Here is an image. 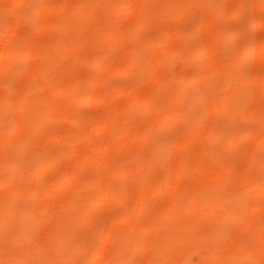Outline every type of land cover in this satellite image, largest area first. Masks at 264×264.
<instances>
[{"label": "bare ground", "instance_id": "bare-ground-1", "mask_svg": "<svg viewBox=\"0 0 264 264\" xmlns=\"http://www.w3.org/2000/svg\"><path fill=\"white\" fill-rule=\"evenodd\" d=\"M225 1L228 8L235 2ZM206 2L208 0H65L58 7L46 8L47 5L43 7L38 0H0V14L11 15L9 27L5 25L8 28L4 29L2 24L6 21L0 20V126L4 127L1 120L9 112L15 117L11 120L14 125H10L13 128L9 127L11 130L7 131L6 127L5 130L2 127L4 132H0V264H264V221L259 224V216H264V211H259L263 205L261 203H264H259L261 198L264 200V155L260 156L264 153V131L261 127L264 114L245 115L248 118L243 115L240 118L242 112L239 111L238 116L236 109L238 103H243L248 95V86L251 88V84L255 85L253 79H257L260 87L258 83L255 86L260 92L262 87L264 94V73H261L264 72L261 71L264 64L259 65V71L254 70L252 77L257 73L260 75L255 76L251 83L248 82L249 85L246 81L242 84L243 78L239 77V67L245 63L247 56L253 55L251 58L255 59L259 57V62H264V59L263 62L260 59V56L264 58V40H259L262 44L257 41L258 44L251 47L241 43L249 47L248 50L245 48L246 51L241 52L244 50L242 45L243 49L239 47L240 51L231 54L223 63L224 55L221 53L220 63L216 53L221 50L216 48H225L220 45L224 46L230 37L236 36L238 39L239 36L235 35L238 31L231 32V36L223 30L219 32L215 25L218 24L216 20L223 16L221 6L218 4L215 9L211 10L212 6L206 9L209 7ZM245 3L232 4L235 5L230 8L233 11L232 7H235L234 17L241 14ZM27 6L29 12L27 16H22V10ZM224 6L225 14L228 8ZM254 6L258 13L254 17L249 16L252 17L249 20L251 29L243 23L248 25L249 31L260 27L263 29L264 26V2L253 4L250 7L252 11ZM196 9H202L205 14L196 23L198 25L194 24L192 29L186 27L189 31L183 26L187 33L185 35L192 40L198 29L206 32L208 28L211 34L204 32L203 35H208V38L212 35L210 39L214 41L211 40L214 44L212 47H209L210 42L205 41L207 48L204 46V51L200 53L194 50L192 53L185 44L175 46L181 43L183 30L179 26L178 29H169L168 24H165L168 21L170 25L169 21L172 20L173 23L181 19L185 21L190 13H197ZM127 12L130 14L125 18ZM51 14L56 15L57 19ZM186 14L189 16L185 17ZM197 14L199 16V12ZM3 15H0L1 18H4ZM121 16H124V21H120L123 18ZM246 16L242 18L246 19ZM27 19L33 23L27 28L28 31L33 27L36 37L44 33L46 42L44 39L35 41L33 37H28L35 34L31 32L27 35L30 32L24 31L19 24ZM158 24L163 26H160L161 30H158ZM154 26L158 40L153 36L156 41L149 42L144 35L147 30L152 31ZM170 26L176 27L174 24ZM213 29L216 32H212ZM149 33L154 34L156 31ZM149 33L147 35L150 36ZM58 34H61L60 38ZM177 36H180L179 43L178 39H171ZM21 37H24V44L18 40ZM168 40L171 44H168ZM229 40L232 43L235 41L232 38ZM121 45L126 49L120 48L123 49L120 52L123 56L118 55L119 58L112 62H116L114 65L108 61L110 54ZM169 45L174 46L168 48ZM189 45L192 46L191 43ZM163 52L165 54L162 55ZM258 53L259 56H256ZM229 54L226 52V56ZM180 56L184 60L175 58ZM204 56L209 62L205 60L207 66L204 64L203 68L201 64L204 63ZM172 58L174 60L171 61ZM200 58L203 63L199 69V62L195 61ZM175 59L184 61L183 65L187 64L188 67L191 65L194 68L195 63L198 71L194 69L193 74L188 72L191 75L184 72V78L178 76L179 79L174 74L166 73L169 68L164 74L165 68L162 69L161 64ZM255 59L251 61L255 62ZM70 60H74L75 65H72V69H69L70 66L66 69L65 64L69 65ZM23 61H27L25 65L30 66L26 70L18 68V63L23 64ZM105 64L107 68L103 70ZM157 67L163 71L157 70ZM75 68L77 70H73ZM156 71L159 72L156 74ZM103 72L106 76L102 75ZM108 74H135L138 80L131 87L107 90L104 87H107L105 83ZM60 77L64 80L60 81ZM143 84L149 86V89L146 90ZM161 85L164 87H159ZM192 85L197 88L199 85L198 90H202L195 96H188L187 92L193 88L190 87ZM91 86L96 88V92L88 90ZM39 89H45L44 96H40ZM36 90L39 94L32 95ZM111 90L114 91L113 97H124L127 101L122 110L92 118L87 128L74 129L73 125L76 126L78 119L70 114L69 107L87 102L112 103ZM259 91L256 94L261 96L258 98L261 101L264 95L259 94ZM103 93L107 95L106 98ZM58 98L64 99L65 108L55 107ZM35 103L42 105H38L41 109H36ZM138 103H149L157 107V110L142 115L138 112ZM196 103L206 105V110L203 113L200 111V115L194 112ZM10 106L16 108L13 107L11 111L7 109ZM4 108L7 109V112L4 111L5 116ZM17 108L20 116L15 112ZM216 113L219 115L215 118L221 116V121L214 118ZM241 119L246 123L249 119L263 121L258 126L254 121L255 124L251 126L257 130L252 129L249 133L246 128L243 127L245 132H241L237 127L238 122H243L238 121ZM182 120L184 122L181 124L185 125L187 121L189 126H184L186 129L182 127V133L173 141L174 144L170 143L173 140H170V136L166 137L172 145H168L165 137V141L160 140V133L164 135L176 123L180 127L179 121ZM56 121L61 130L55 128L53 131L57 133L53 134L45 132L50 127L48 125ZM214 121L223 125L228 123L224 126L228 128L224 130L219 122L214 124ZM234 128L240 131L239 134ZM260 128L262 130H258ZM246 134H250L251 138ZM98 137L102 138L99 140ZM243 138L253 140L252 144V140L249 141L252 147L249 149L252 150L242 152L245 158L241 157L243 161L238 159L240 163L234 161L231 155L227 158V152L240 148L238 145L244 141ZM55 142L63 144L61 153H55L58 158L50 154ZM196 143L203 146L194 148ZM6 147L18 148L9 151ZM198 148L201 150H196ZM258 150L262 151L260 155L257 154ZM27 155L30 160L23 161L28 158ZM63 161L72 166L60 169L56 174L58 177H43V174L55 170L58 162ZM88 168L95 170L93 176L88 174ZM83 171L89 176L88 179L83 176ZM42 178L45 182L39 184ZM123 182L128 187L121 186ZM60 189L67 191L62 199L59 198L61 193L58 194ZM259 196L260 200L256 201ZM158 197L163 198V204L154 205ZM56 200H59L57 206L49 211ZM108 204H124L127 207H122L120 215H106L109 218L106 221L101 218L100 223L104 222L102 225L99 221L98 225H90L94 223L93 218L97 219L94 217L97 211ZM263 206L261 209H264ZM260 212L263 215H259ZM255 215L258 222L254 219ZM233 225L238 227H235L238 231L230 229ZM87 226L89 229L84 232L82 229ZM141 253L145 256L137 259L141 257L142 261H136V256Z\"/></svg>", "mask_w": 264, "mask_h": 264}, {"label": "rangeland", "instance_id": "rangeland-1", "mask_svg": "<svg viewBox=\"0 0 264 264\" xmlns=\"http://www.w3.org/2000/svg\"><path fill=\"white\" fill-rule=\"evenodd\" d=\"M62 1V2H61ZM65 0H38V2L43 6V5H47L46 6V8L48 7V6H50V7H53V8H55L56 6L58 7V4H60V3H62L63 4V2H64ZM169 1V0H168ZM171 1V0H170ZM178 2H179V0H177ZM219 1V2H218ZM208 0V2H206L207 3V6L209 5V7H206V9L207 8H210L211 6V10L212 9H215V7L219 4V6H221V9H222V15L224 16V15H229V16H221L220 18L221 19H218V20H222L221 22H223V23H221V22H219L218 20H216V22H218V24L216 23V22H214V23H216L217 25H215L217 28H219V32H221L222 30V32H225V33H227V34H229V36H231L230 34H232L231 32H233V33H235V32H237L238 31V33L236 34L235 33V35H238L239 36V38L237 39V37L236 36H234V38L233 37H230V38H232V39H235V41H233V43H232V40L230 41L229 39H228V42L227 43H225L224 44V46H222V45H220L221 47H225V48H221V49H219V48H216V50L218 49V51L219 50H221V51H219V52H217L216 54H218L217 56V61L218 60H220V63H221V59L222 58H220V57H222L221 56V53H222V55H224L223 56V61H222V63L223 62H225L229 57H231L233 54H234V52H236V51H240L241 49H243V47H244V50L243 51H241V52H244V51H246V49L245 48H247V50H248V48L249 47H245L244 46V44L247 46H254V45H256V43H257V41H259V40H264V26H263V29H261V27L260 28H258V30L256 29H253V31H249V28H248V25H249V20L252 18V17H254V16H256V14L258 13V11L256 10V8H255V6H254V11H252V9L250 8L253 4H255V3H261V2H264V0H255V1H251L250 2V0H242V1H240V0H238V1H236V0H229L228 1V3H231L230 1H235V2H246L245 3V7H244V9H245V11H244V9H243V11L241 12V14L240 15H242V17L244 18V15L246 16L245 18L246 19H243L240 15H237V16H235L234 17V8L235 7H232L233 8V11L230 9L231 8V6H235V5H232V4H234V3H232V4H230L229 5V8H228V4H226L227 2L225 1V0ZM46 2V3H45ZM92 2H94V1H92ZM220 2H222L223 4H221ZM225 2V3H224ZM251 4H250V3ZM44 3V4H43ZM224 4L225 5H227V8L228 9H230V10H228V9H226V12H225V14H224V8L223 7H225L224 6ZM223 5V6H222ZM236 5H237V3H236ZM44 7V6H43ZM248 7V8H247ZM219 8V7H218ZM250 8V9H249ZM29 9V6H27V7H25L24 8V10H22L23 12H22V16H27V13L29 12V11H27ZM200 9V8H199ZM203 9V8H202ZM202 9L200 10V11H202ZM247 9V10H246ZM103 10H105L104 8H103ZM204 10V9H203ZM209 10V9H208ZM193 11H195V10H193ZM200 11H198V9H196V12L198 13L199 12V16H198V14L197 13H195V14H193V12L192 13H190L189 15L188 14H186V16L185 17H187V15L189 16V17H187L186 19H188V20H186L185 19V21H184V19H181L180 20V22H177L176 20V23H173L172 21H169V22H171V24H174L176 27H174V26H170L169 25V23H167L168 21H166L165 22V24H168V26H169V29L171 28V27H173L174 29L175 28H177V26H179V28H181V30H183V33L181 34L182 36H184V38H182V36L180 37V36H177L178 38H176V37H171V39H174L175 38V40H177V42L179 43V37H180V41H181V43H179V44H175V42H172V40H171V42L173 43V44H175V46L176 45H186V47H187V49L189 48L190 49V51L192 50V53H194V52H196V53H200V51L201 52H203L204 51V48L206 49L207 47L205 46V45H207V43L206 42H210V45H209V47L211 46H213L214 44H212V42H211V40L212 39H210V38H212V35L208 38V32L211 34V29L210 30H208V28L206 29L207 31V33L205 32V31H202V30H197L194 34H195V36L193 35V37H192V40H191V38H188L185 34H187L186 33V31H185V29L187 30L188 28H190V29H192L193 28V26H195V25H198V24H196V23H198V22H200L201 21V19L203 18L202 16L205 14V13H203V11L202 12H200ZM247 11H248V13L249 14H247ZM233 13L232 14V16L230 15L231 13ZM251 12H252V14H251ZM253 12H255V13H253ZM264 12V11H263ZM1 13V12H0ZM105 13V12H104ZM200 13H203V14H201L200 15ZM245 13V14H244ZM128 14H130V12H127V13H125L124 14V16H125V18H127L129 15ZM197 14V15H196ZM0 15H3V14H0ZM51 15H53L54 16V18L56 17V15H54V14H51ZM128 15V16H127ZM193 15V16H192ZM252 16V17H249V16ZM4 16V18H1V16H0V20H4V21H6V22H2L3 24V26H4V29L5 28H8L9 27V25L8 24H10V22H11V19L9 18V16H11V15H3ZM2 16V17H3ZM5 16H6V18H5ZM8 16V17H7ZM48 16H50V15H48ZM53 16L52 17H48V18H53ZM103 16V15H102ZM124 16H121V20L120 21H124L125 20V18H124ZM241 17V18H236V17ZM13 18H14V16H12ZM59 17H60V15H59ZM194 17L196 18V19H194ZM229 17V18H228ZM231 17V18H230ZM249 19H248V18ZM7 18L8 19H10V20H7ZM18 18V17H17ZM184 18V17H183ZM192 18V19H191ZM200 18V19H199ZM226 18V19H225ZM55 19H57V18H55ZM59 19V18H58ZM104 19H105V16L103 17V21H104ZM189 19H191V20H189ZM126 20H130V18L129 19H126ZM197 20V22H195ZM245 20V21H244ZM252 20V19H251ZM7 21H9V23L7 22ZM100 21V20H99ZM98 21V22H99ZM191 21H193L192 23H191ZM248 21V22H247ZM31 22L32 21H29V19H27V21H22V23L20 22L19 24H20V27H23L24 28V31H27V33L28 32H30L29 34H27V35H30L31 34V32L32 33H34L33 35L34 36H28V37H33V40L35 39V41L37 40H42V39H44V33H38L39 35L36 37V34L37 33H35V32H33V27H30V29H29V31H28V27H29V25H33V23L31 24ZM101 22V21H100ZM99 22V23H100ZM187 22H189V24L187 23ZM247 22V23H246ZM30 23V24H29ZM102 23V22H101ZM126 23H129V22H124V24H126ZM220 23H221V25H220ZM243 23H245V24H248V25H244ZM190 24H192L191 26H190ZM195 24V25H194ZM5 25H7L8 27H6ZM23 25V26H22ZM129 25V24H128ZM158 25H159V27H158ZM158 25H156L157 26V28H158V30H161L162 28L160 27V26H162V25H164V23L161 25V24H158ZM186 25V26H185ZM167 25H165V27H166ZM168 26H167V28H168ZM183 26H184V28H183ZM244 26V27H243ZM247 27V29H246V27ZM19 27V28H20ZM155 27V26H154ZM163 27V26H162ZM186 27H188V28H186ZM210 27V26H209ZM216 27H214L213 26V28L215 29ZM221 27H225V28H221ZM249 27H250V29H251V26L249 25ZM161 28V29H160ZM172 28V29H173ZM201 29H202V27H200ZM243 28V29H242ZM245 28V29H244ZM152 29V31L151 30H147L146 32H147V34L149 33V32H154V31H156V33H154V34H151V33H149L150 34V36L149 35H147V34H145L144 36V38L147 40V41H149V42H152V41H156V40H154V38H156L157 40H158V38H157V29H156V27L155 28H151ZM153 29H155V30H153ZM178 29V28H177ZM190 29H188L187 31H189ZM204 29V28H203ZM212 30V32H216V30ZM221 29V30H220ZM226 29V30H225ZM20 30H21V32H22V28H20ZM178 31V30H177ZM199 31H202L201 33H198ZM218 31V30H217ZM230 31V32H229ZM244 31V32H243ZM248 31V32H247ZM146 32H144V33H146ZM185 32V33H184ZM204 32H205V34H208V35H203L204 34ZM247 32V33H246ZM52 33V32H51ZM218 33V32H217ZM217 33L215 34V35H217ZM240 33H241V37H240ZM21 34V33H20ZM25 34V33H24ZM69 34H71V33H69ZM200 34V35H199ZM248 34V35H247ZM26 35V36H27ZM47 35H48V33H47ZM52 35H55V34H52ZM59 36H58V38H60L61 36V34H58ZM68 35V34H67ZM146 35H147V37H146ZM199 35V36H198ZM233 35V34H232ZM40 36V37H39ZM63 36V35H62ZM152 36V37H151ZM153 36H154V38H153ZM159 36V35H158ZM213 36H214V34H213ZM46 37V36H45ZM53 37H55V36H53ZM64 37V36H63ZM62 37V38H63ZM74 37H76V36H74ZM149 37V38H148ZM194 37H195V39H194ZM199 37V38H198ZM245 37V38H244ZM251 37V38H250ZM27 38V37H26ZM46 38H49V37H46ZM199 40H198V39ZM208 40H206V39ZM246 38H247V40L248 41H252V42H248L247 40H246ZM21 39V40H20ZM24 39V37H21V38H19L18 40L20 41V43H22V44H24L23 43V41H25V40H23ZM49 39H52V38H49ZM56 39V38H55ZM71 39H73L72 37H71ZM185 40L186 41V43H185V41L183 42V40ZM197 39V40H196ZM205 39V40H204ZM242 39H243V41H242ZM250 39V40H249ZM175 40H173V41H175ZM196 40V41H195ZM262 40V41H263ZM43 41V40H42ZM169 41V40H168ZM206 41V42H205ZM213 41V40H212ZM256 41V42H255ZM262 41H259L258 43L260 44V42H261V44L263 43ZM44 42H46V40L44 39ZM48 42V41H47ZM176 42V43H177ZM214 42V41H213ZM230 42V43H229ZM247 42V43H246ZM18 43V42H17ZM43 43V42H42ZM191 43V45L193 46H190L189 44ZM195 43V44H194ZM201 44V45H203V46H201V45H198V44ZM206 43V44H205ZM241 43H244V44H241ZM251 43H253V45L251 44ZM257 43V44H258ZM168 44H171L170 43V41L168 42ZM198 45V47H197V45ZM231 44H233L234 45V48H233V45H231ZM250 44V45H249ZM194 45L196 46V47H194ZM229 47H228V46ZM243 45V47L241 48V46ZM123 45H121V47L119 46L112 54H110V56H111V58L113 57V59H111V58H109V62H114L115 61V59H118L119 57H118V55H120V56H123V55H121V51L123 52V49H120V48H125L124 46L122 47ZM174 46V45H173ZM172 45H169L168 46V48H170V47H173ZM189 46V47H188ZM205 46V47H204ZM191 47V48H190ZM204 47V48H203ZM240 47V48H239ZM167 48V49H168ZM175 48V47H174ZM176 48H179V46L178 47H176ZM193 48H195V49H193ZM199 49V51H198V49ZM228 48L231 50V48L233 49V50H231V51H233L232 53H231V51L230 50H228ZM240 50H239V49ZM119 49V50H118ZM126 49V48H125ZM202 49V50H201ZM224 49H226V50H224ZM237 49V50H236ZM193 50H194V52H193ZM228 50V51H227ZM235 50V51H234ZM167 51V50H166ZM166 51H164V52H166ZM168 51H169V49H168ZM229 51H230V54H229ZM88 52H91V51H88ZM87 52V53H88ZM125 52V51H124ZM161 53L162 55L163 54H165V53ZM224 52V53H223ZM226 52L230 55H227L226 56ZM149 53V52H148ZM220 53V54H219ZM167 54V53H166ZM232 54V55H231ZM253 56V55H252ZM251 56V57H252ZM255 56V55H254ZM256 56H259V53H258V55H256ZM255 56V57H256ZM250 56L248 57H246V60H245V65L242 63L241 65L242 66H240L239 68L242 70H240L239 69V73H240V78L242 77L243 79H242V84L243 83H245L244 81H246V84H248V82L249 83H251V80L253 79V78H255V76H259L260 75V73H257L256 75L254 74V76L252 77V75H253V72L255 73V71L254 70H257L258 68H259V65L260 66H263V65H261V64H264V60L262 61V59H264V58H262L261 56H260V59H261V62H263V63H260L259 62V57H256V59L253 57V58H251ZM264 57V56H263ZM175 58H178V59H180L181 58V60H184V59H182V57L180 56V57H175ZM206 58V59H205ZM220 58V59H219ZM251 58V59H250ZM86 59V58H85ZM85 59H83V60H85ZM201 59V58H200ZM200 59L198 60V61H195V62H199V64L197 65L198 67L197 68H201V66L199 67V65L201 64V63H203V64H201L202 66H203V68H204V64L207 62H209V60H208V58L207 57H205L204 56V58H202L203 59V62H202V59H201V62H200ZM252 59H255V62H256V60L258 61V63L256 64L255 62H253V61H251ZM81 60V59H80ZM79 60V61H80ZM171 61L172 60H174V58H172V59H170ZM168 61V62H166L164 65H169L168 67H166V66H164L163 65V63L161 64L162 65V69H164V71L162 70V69H159L160 67H161V65L160 66H158L157 67V70L159 69L160 71L162 70L163 71V73L164 72H166L165 70H167L168 68V71L166 72V73H168V75H172L173 76V74L175 75V77L177 78L178 76H182L183 78H184V76H183V74H184V72H186V74H189L188 72H190L191 74H193L194 72H192V71H195V70H197L198 71V69H195L196 68V66H195V63H194V68L190 65L189 67L187 66V64L186 65H183V64H185L184 63V61L183 62H181V60L179 61V60H177V59H175V61H173V62H171V61ZM205 60H207L206 62H205ZM247 60H249V61H247ZM29 61V63H31V61L30 60H28ZM119 61V60H118ZM24 63L22 64V62H20V63H18V65H20V67H18V68H22V69H27L28 67H30L29 65H25L26 63H27V61H23ZM69 63V65H66L65 64V68L67 69L69 66L71 67V68H69V69H72V67H74V66H72V65H75V62H74V60H70V61H68ZM248 62V63H247ZM107 63V62H106ZM110 63V64H111ZM206 63V64H207ZM78 64V63H77ZM76 64V65H77ZM108 65V67H111L110 65H109V63H107ZM112 64H116V62L115 63H112ZM205 64V66H207ZM189 65V64H188ZM25 66H27L26 68H24ZM164 66V67H163ZM187 66V67H186ZM81 67H83V66H81ZM81 67H77V68H81ZM105 68H103L102 67V69L103 70H106V64H105V66H104ZM243 69H242V68ZM77 68H75V69H73V70H77ZM263 68V70H261V68H260V70L261 71H264V66L262 67ZM68 69V70H69ZM84 69V68H83ZM195 69V70H194ZM103 70H101L99 73H101ZM80 72L82 71V70H79ZM85 71H87V70H85ZM171 71V72H170ZM244 71V72H243ZM258 71H259V69H258ZM73 72H75V71H73ZM159 72V71H158ZM157 71H156V74L158 73ZM257 72V71H256ZM153 73H154V70H153ZM162 73V72H161ZM160 73V74H161ZM261 73H264V72H261ZM160 74H158V76H160ZM165 74V73H164ZM164 74H161V75H163V77H165V75ZM191 74H189V75H191ZM259 74V75H258ZM101 75V74H100ZM102 75H104V76H106L105 74H104V72L102 73ZM109 75V77H108V79H106L107 80V82L106 81H104V82H106L105 84L107 85V87H104V89L106 88L107 90L109 89V88H112V89H114V88H116V89H121L122 87L124 88V86H132V85H135V83H137V80H138V75H131V76H129V75H124L123 76V74L121 75H119V74H108ZM168 75H166V76H168ZM241 75H243V76H241ZM188 75H185V77H187ZM161 77V76H160ZM181 77V78H182ZM148 78V77H147ZM212 78V77H211ZM251 78V79H250ZM60 79H61V77H60ZM178 79H179V77H178ZM16 80V79H15ZM62 80H64V78H62L60 81H62ZM240 80V79H239ZM254 80H256V82L254 81ZM17 81V80H16ZM254 83H255V85L258 83L257 82V79L255 78V79H253L252 80ZM13 82V81H12ZM22 82V81H21ZM240 82V83H241ZM14 83V82H13ZM11 84V85H14V84ZM17 83H18V81H17ZM103 85V84H102ZM144 85V87L146 88V90H148L149 89V86H147L146 84H143ZM249 85V84H248ZM247 85V86H248ZM255 85H253V84H251V88H250V86H248L249 88H247V89H250V90H248V95L246 96V98H247V100H246V98H245V100H243V103H238V105H237V107H236V109L238 110V112L237 113H239V111H240V113H241V115L242 116H240V113L238 114V116H240V118L241 117H243V115L245 116V115H249V116H252V115H256V114H258V113H263L264 114V101L262 102V100H264V98L260 101V100H258V98L259 97H261V96H258L257 94V91H259V89H258V87H260V85H259V83H258V87L257 86H255ZM17 86H19V84H17ZM97 86V85H96ZM99 86V85H98ZM166 86V85H165ZM243 86V85H242ZM246 86V85H245ZM254 86V87H253ZM91 87H93V88H91ZM91 87H88V90H91L92 92H96V88L94 87V86H91ZM103 87V86H102ZM159 87H164V85L162 86H159ZM190 87H193V88H191L190 89ZM188 89H190V91L191 92H193V94L188 90V96H195L194 94H198V93H200L201 92V90H202V88L200 89V90H198L199 89V85H198V88L195 86V85H192V86H190ZM97 88H99V87H97ZM166 88V87H165ZM245 88V87H244ZM95 89V90H94ZM115 89V90H116ZM159 89V88H158ZM164 89V88H163ZM197 89V90H196ZM253 89V90H252ZM255 89V90H254ZM39 90H41V93H40V96L42 95V96H44V93H46L44 90L45 89H39ZM196 90V91H195ZM261 92L259 91V94L260 93H262L261 95H264L263 94V92H262V87H261ZM37 91V90H36ZM48 92L50 91V90H47ZM162 90L160 89V92H161ZM164 91V90H163ZM199 91V92H198ZM246 91V90H245ZM39 91H37V92H33L32 93V95H34V96H36V94H39L38 93ZM102 92V91H101ZM112 92V93H111ZM247 92V91H246ZM36 93V94H35ZM109 93H111V96L113 97V94H114V91L113 90H111ZM162 93V92H161ZM250 93V94H249ZM257 93V94H256ZM100 94V93H99ZM189 94H191V95H189ZM47 95H48V93H47ZM245 95H246V93H245ZM250 95V96H249ZM252 95V96H251ZM103 96L106 98L107 97V95H104V93H103ZM256 97V98H254V97ZM115 97V96H114ZM112 98L113 99V101H112V103H107V104H103V103H77V104H74V105H71L70 107H69V112H70V114H73L74 116H76V118L78 119V121H77V123H76V126H78V127H76V126H74L73 125V128L75 129V128H81V127H85V128H87V127H89L90 126V124H91V120H92V118H95V117H97L98 118V116H101V115H103V114H109V113H112V112H118V111H121L122 110V108L127 104V101H125V98L124 97H120V96H117V97H115V98ZM251 97H253L252 99H251ZM263 97V96H262ZM36 98V97H35ZM38 98V97H37ZM248 98H249V101H251V100H253V101H251V102H249L248 101ZM255 99H256V101H255ZM261 99V98H260ZM127 100V99H126ZM58 101V102H57ZM57 101H55L56 102V104H55V107H58V109L59 108H65V103H64V99L63 98H58L57 99ZM249 102V103H248ZM257 102V103H256ZM258 102H260L259 103V105H257L258 104ZM262 102V103H261ZM41 104H43V103H41ZM198 103H196V105H197ZM38 105H40L39 103L37 104V103H35L34 104V106L36 107V109H41L40 108V106H42V105H40V106H38ZM195 105V107L197 108V110H196V108H195V110H194V112H196L197 114H199V113H203L206 109H205V107H206V105L203 103H199L197 106ZM15 106H16V104H15ZM15 106H10L11 108H7V109H12L11 111H13V107H15ZM201 106V107H200ZM259 106V107H258ZM8 107V106H7ZM200 107V108H199ZM261 107V108H260ZM16 108V107H15ZM7 109H5L4 108V110H3V113H4V116H5V114H6V110ZM137 109H138V112H140L142 115H145V114H148V113H150L149 111H152V110H157V107H154V106H152V105H150L149 103H138V105H137ZM201 109V110H200ZM205 109V110H204ZM261 109V110H260ZM4 111H6V112H4ZM17 111V112H16ZM201 111V112H200ZM15 112H16V114H18L19 113V111H18V108L17 109H15ZM137 112V113H138ZM252 112H254V113H252ZM10 113V114H9ZM8 114H7V116H5L6 118H4L3 119V117H2V120H1V122H2V124H4V127H3V125L2 126H0V132H4V131H2L1 130V128L3 129V130H5V127H6V129H7V131H10L8 128L9 127H11L12 125H14L13 123H12V121L11 120H13V118L15 119V117H12V116H14V115H12V112H9ZM145 113V114H144ZM195 113V114H196ZM201 113V114H202ZM236 113V114H237ZM252 113V114H251ZM139 114V113H138ZM196 114V115H197ZM9 115H11V116H9ZM200 115V114H199ZM219 114H215V116H214V118L215 117H217ZM18 116H20V113L18 114ZM138 116V115H137ZM10 117V118H9ZM246 117V116H245ZM17 118V117H16ZM133 118H136V117H133ZM132 118V119H133ZM220 118H222L221 116H220ZM220 118H218L220 121H221V119ZM246 118H248V117H246ZM245 118V120H247ZM251 118V117H250ZM255 118H257V117H255ZM131 119V121H136L135 119L134 120H132ZM216 120H218L217 118H215ZM244 119V118H243ZM252 119V118H251ZM5 120V121H4ZM17 120V119H16ZM16 120H14V121H16ZM129 120V119H128ZM244 120V121H245ZM130 121V122H131ZM234 121V120H233ZM238 121H243L242 119L241 120H238ZM238 122L239 124H237L238 126L237 127H239V130L242 132V130H244L243 129V127L244 128H246L245 130H246V132H249L250 130H254L255 129V127L253 128V126H251L252 124L254 125L255 124V122H256V124L255 125H257L258 126V124L259 123H262V121H261V119L259 120V119H256V120H254V121H250V119H249V122L247 121V123L246 122ZM181 122H184V120H182V121H179V123L181 124ZM186 123H187V125H186V123H185V125H184V123H182L181 124V126L179 127V124L178 123H176L175 124V126L173 127L175 130H173V128L172 129H169V131H165L164 132V135H163V133H160L159 134V136L158 137H162V138H160V140L162 141V140H164L165 141V139H164V137L166 138V140H167V142H168V145L170 144V143H173L174 144V140L175 139H177V138H179L180 137V133H182V127L183 128H187L189 125H188V122L187 121H185ZM219 122V121H218ZM217 121H214L213 123L214 124H217L218 123ZM226 122V121H225ZM225 122H223L224 124H225ZM254 122V123H253ZM236 123V122H235ZM241 123V124H240ZM131 124H133V123H131ZM219 124H221L222 126H220V127H222L224 130H226V128H228V127H224V126H227L226 124H228V123H226L225 125H223L222 123H220L219 122ZM244 126H243V125ZM11 125V126H10ZM58 125V126H57ZM230 125V124H229ZM232 125V124H231ZM230 125V126H231ZM233 125H235V124H233ZM242 125V126H241ZM50 126V127H49ZM185 126V127H184ZM208 126H209V124H208ZM212 126V125H211ZM241 126V127H240ZM260 126V125H259ZM264 124H262V129H263V131H264ZM48 127H49V129L48 128H46L45 129V132H48V133H57V132H55V131H53L55 128H57L58 129V127H59V123L56 121V122H52V123H50V125H48ZM231 127H233V126H231ZM235 127H236V125H235ZM250 127V128H249ZM11 128H13V127H11ZM180 128V129H179ZM185 128V129H186ZM210 128H212V127H210ZM247 128L249 129V130H247ZM257 128V127H256ZM57 129H56V131H57ZM184 129V130H185ZM230 129V128H229ZM233 129V128H232ZM234 129H236V128H234ZM261 128L260 129H258V130H262ZM48 130H51V132H49ZM59 130H61V129H58V131ZM238 129H236L235 131H237V133H238V131H239ZM245 130H244V132H245ZM257 130V129H256ZM256 130H254V131H256ZM239 131V132H240ZM168 132V133H167ZM184 133V132H183ZM250 133V132H249ZM161 134L163 135V136H161ZM239 134V133H238ZM241 134V133H240ZM244 135H245V133H243ZM102 135V134H101ZM246 135H248V134H246ZM250 135V134H249ZM248 135V136H249ZM169 138V136H170V140H172V142H170L169 143V139H167V137ZM179 136V137H178ZM105 137V136H104ZM247 137V136H246ZM99 138H102V137H98V139ZM248 138H251L250 136L248 137ZM248 138H246V139H244V141H242V142H240L239 143V145H241V146H239L238 145V147H242L241 149L243 150H245V151H241V149L240 148H236L235 149V151H233L232 150V152H233V154H229V153H232L231 151L230 152H227V155H225L226 154V152H225V156L227 157V158H229V156L228 155H231V157L233 158V160L234 161H238V163H240L241 161H243V159L245 158V156H244V154L242 153V152H247V149H249L251 146H250V144H249V141H251L252 139H248ZM97 139V140H98ZM100 140V139H99ZM245 140H247V141H245ZM174 141V142H173ZM197 142V141H196ZM251 144L253 143V140L250 142ZM16 143H14L13 145H15ZM81 144H82V142H81ZM193 144V143H192ZM191 144V145H192ZM53 145V144H52ZM62 145L63 144H61L60 145V142H58V143H56L55 142V144L53 145V146H51L52 148H51V152H50V154H55V153H57V152H59L57 155H59L61 152V149L60 148H62ZM85 145H87L86 143H85ZM170 145H172V144H170ZM247 145H248V148H246L247 147ZM10 146V145H9ZM8 146V147H9ZM19 146V145H18ZM194 146V145H193ZM199 147V146H203V145H199V144H195V146H194V148L195 147ZM253 146V145H252ZM12 147V146H11ZM83 147H84V145H83ZM192 147V146H191ZM18 148V147H17ZM17 148L15 147V149L17 150ZM246 148V149H245ZM252 148V147H251ZM12 149H14V148H9V149H7V147H6V150H11L12 151ZM14 149V150H15ZM83 150H85V149H83ZM82 150V151H83ZM191 150V149H190ZM196 150H201V148L199 149H196ZM240 150V151H239ZM250 150V149H249ZM252 150V149H251ZM250 150V151H251ZM193 151V150H192ZM262 151H264V149L262 150ZM261 150H258V152L259 153H257V151H256V153L257 154H261L260 152H262ZM195 152V151H194ZM240 152V153H239ZM11 153V152H10ZM13 153V152H12ZM4 154H7V153H4ZM14 154V153H13ZM248 154V153H247ZM256 154V155H257ZM8 155H10V154H8ZM30 155V154H29ZM56 154L54 155V156H56L57 158L59 157V156H57ZM240 155V156H239ZM246 155V154H245ZM262 155H264V153L263 154H261L260 156H262ZM54 156H51V157H54ZM242 156H244L243 157V159H241V157ZM5 157V156H4ZM12 156H10V158H11ZM27 157L28 158H24L23 159V161H25V159H28L27 161H29L30 159H29V156L27 155ZM230 157V158H231ZM5 158H8V157H5ZM112 158H115V157H112ZM111 158V159H112ZM232 158H231V160H232ZM238 159H240L241 161H239ZM59 160H62V159H59ZM27 161H26V163H27ZM58 161V160H57ZM114 161V160H113ZM116 162V161H115ZM57 163V162H56ZM59 164H58V167L57 166H55V167H57L55 170H48V171H50V172H47V173H45V174H43L44 176L43 177H46V179H52V178H54V177H58V176H56V174L58 173V171L61 169V170H63L62 168H69V166L71 167L72 166V164H68V162L67 161H63V162H58ZM71 163V162H70ZM68 164V165H67ZM65 166H68V167H65ZM88 170H90L89 168H88ZM84 171H86V170H84ZM83 171V176H85V178H89V176L87 177L86 175H85V173L86 172H84ZM95 171V170H94ZM92 169L89 171L90 173H88L90 176H93L94 175V172ZM94 172V173H93ZM62 174V173H61ZM58 175V174H57ZM81 175V176H82ZM82 180H83V178H82ZM85 180V179H84ZM123 181V180H122ZM122 181H120V182H122ZM42 182H45L44 180H43V178L41 179V181L39 182V184L40 183H42ZM124 182L126 183V184H128L127 183V181H125L124 180ZM124 182L123 183H120V185L121 186H123V185H125L126 186V184H124ZM130 182V181H129ZM37 184V183H36ZM134 184V183H133ZM129 185V184H128ZM44 186H45V184H44ZM124 186V187H125ZM42 187V186H41ZM126 187H128V186H126ZM133 187V186H132ZM129 189V188H128ZM130 190V189H129ZM61 193V197H59V198H63L62 196H65L66 194H67V191L66 190H64V189H60V191H59V193L58 194H60ZM57 193H56V195H58ZM55 195V196H56ZM59 198H57V199H59ZM159 198V197H158ZM259 198H261L260 196L258 197V199L256 200V201H259L260 199ZM51 199H54V198H51ZM60 200V199H59ZM59 200H56L57 202H55V204L51 207L50 205V207H51V210H49V211H52V209H54L56 206H57V204H58V201ZM161 200H163V198H159V199H157L155 202H154V205H157V204H160L161 203ZM48 201H50V200H48ZM52 201H54V200H52ZM164 201V200H163ZM163 201H162V203L161 204H163ZM261 201H264V200H262V198H261V200H260V202L259 203H261ZM51 203H53V202H51ZM46 204H49V203H46ZM261 204H263L264 205V203H261ZM29 205H31L30 203H29ZM114 205V206H113ZM263 205H261L260 207L262 208V206ZM49 206H47L48 208H50ZM125 205L123 204L122 206H120V205H118V204H108L107 206H105V208H102V210L100 209V211L98 210L96 213L97 214H95V218H97V219H94L93 218V222L94 223H92V224H90V225H92L93 226V224L95 225H98V223H100V219L101 218H103L105 221L107 220V219H109L108 217H106V215H109V214H117V215H120V214H122L121 212H123L122 211V207L123 208H126L127 206H125ZM259 209V211L261 210V211H264V209ZM263 208H264V206H263ZM123 210H126V209H123ZM151 213V212H150ZM261 213V212H260ZM263 214H264V212H262ZM259 214V215H263V214ZM99 215V216H98ZM148 215V214H147ZM257 215V214H256ZM256 215L254 216V219H256L257 220V218H256ZM258 215V216H259ZM110 217H111V215H109ZM113 217V216H112ZM143 217H145L146 218V216H143ZM143 217L141 218L142 219V221H143ZM259 224L260 223H263L262 221H264L263 220V218H264V216H259ZM253 219V220H254ZM97 220V221H96ZM102 220V219H101ZM103 220V221H104ZM256 220H254V221H256ZM95 221H96V223H95ZM99 221V222H98ZM98 222V223H97ZM140 222V221H139ZM257 222H258V220H257ZM101 223L103 224L104 222H102L101 221ZM100 223V225H102ZM236 224V223H235ZM237 225V224H236ZM236 225H233L230 229L231 230H235V227L238 229V227L236 226ZM229 226V225H228ZM238 226H239V224H238ZM230 227V226H229ZM234 227V229H232ZM239 228H240V226H239ZM89 228H88V226L87 227H85V228H83L82 230L85 232V230H88ZM229 228H228V231L230 230ZM235 231H238V230H235ZM142 255H144V253H141V254H139V255H137L136 256V261L137 260H140V259H142L141 257L139 258V259H137V257H139V256H142ZM145 256V255H144ZM144 260V259H143ZM140 261H142V260H140ZM257 262V261H256ZM137 263V262H136ZM141 263V262H140Z\"/></svg>", "mask_w": 264, "mask_h": 264}]
</instances>
